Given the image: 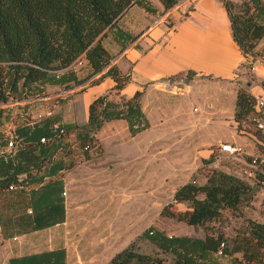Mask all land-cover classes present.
<instances>
[{
	"label": "crops",
	"instance_id": "crops-1",
	"mask_svg": "<svg viewBox=\"0 0 264 264\" xmlns=\"http://www.w3.org/2000/svg\"><path fill=\"white\" fill-rule=\"evenodd\" d=\"M150 3L153 11L134 4L119 20L115 31L137 34L123 49L119 48L122 39L117 42L114 35L104 39L107 49L115 54L111 64L129 75L123 89H112L114 81L107 76L94 85L89 84L97 74L66 90L45 85L40 93L15 100L12 103L17 104L15 108L9 106L14 120L2 122L0 129L34 125L48 117L63 124L81 125L88 119L89 103L98 95L107 93L109 100L120 102L140 90L147 126L131 134L124 118L106 121L95 133L102 147L101 155L82 161L83 156L73 155L79 157L78 164L52 175L59 180L61 193L37 200L35 208L29 189L12 191L11 201L0 203V238L17 240L16 249L22 252L10 254L8 259L64 247L67 262L69 239L79 237V248H86L88 254H98L93 264H104L153 225L161 215L162 198L168 187L174 192L186 182L200 166V159L207 158L212 151L211 146L227 142L250 144L235 128L236 94L243 84L251 93L259 90L264 64H258L255 72L249 70L251 60L233 40L222 1L179 0L165 12L159 0ZM256 50L257 55L264 53V36ZM78 60L72 66L80 76L77 65L85 66L86 61L83 57ZM225 83L230 88L227 98V89L222 85ZM96 87L91 100L88 92ZM5 140H0V149L5 147ZM40 154L41 146L23 145L16 140L15 153L0 158V175L18 169L21 173L32 171L28 188H36L51 177L49 173L55 168L50 162L35 168ZM169 156L177 159L172 169L151 172L149 159L165 157L167 161ZM53 157L56 161L62 156L57 152ZM126 190L134 192L125 194ZM140 191L147 193L141 195ZM3 192L9 191L3 189ZM120 198L144 203L143 209L135 211V218L125 224L119 222ZM3 206L9 207V213L2 212ZM44 236L47 245L26 250L29 239L38 241Z\"/></svg>",
	"mask_w": 264,
	"mask_h": 264
},
{
	"label": "trees",
	"instance_id": "trees-1",
	"mask_svg": "<svg viewBox=\"0 0 264 264\" xmlns=\"http://www.w3.org/2000/svg\"><path fill=\"white\" fill-rule=\"evenodd\" d=\"M159 1L163 6L162 12H165L179 0ZM221 1L228 14L233 40L247 59H253L258 54L256 46L264 36V0H241L240 3L234 0ZM134 4L146 11H153L150 0H0V103L8 102L10 98L19 100L33 96L40 93L45 85L66 90L97 74L98 77L90 80L91 84L107 76L114 81L112 89H123L129 82V75L123 74L117 65L111 64L115 54L107 49L104 39L111 33L115 41L122 39L119 48L123 49L137 36L119 29L115 31L121 17ZM100 34L102 36L96 40ZM81 57L86 61L87 72L78 76L72 64L79 62ZM141 94L140 90H136L132 97H123L120 102L109 100L107 93L98 95L89 103L88 119L81 125L63 124L48 117L34 125L14 126L13 132L18 142L41 146L40 160L35 168L49 162L55 168L49 173L51 177L36 188H28L33 177L32 171L21 173L18 169L0 175V189L8 190L10 183L17 182L18 176L25 174L26 177L21 179L25 187L16 190L29 189L33 208L37 200H47L61 193L57 186L59 180L53 179L52 175L73 165L75 157L69 149V134H74L83 158L87 159L91 158L88 150L94 144L97 146L95 133L106 121L124 118L131 134L143 130L147 124L141 110ZM253 102L252 93L239 87L234 110L236 129L240 128L244 119H250ZM6 108V113L10 115L11 109ZM12 121L6 120L8 123ZM256 132L264 141L262 133L258 130ZM41 137L48 138V141L41 142ZM0 140H5L1 133ZM261 150L264 151V144ZM57 152L62 157L54 161L53 156ZM213 159L211 154L203 162L210 163ZM248 165L256 172L255 183L219 168L209 170L204 175V181L197 183L196 173L201 169L198 168L187 182L174 191L172 199L162 206L160 214L190 225H203L219 218L226 208L241 211L242 207L252 201L258 188L262 187L261 180L264 178L263 163L252 164L251 155ZM38 195L40 199H36ZM179 206L185 207L180 209ZM149 231H144L142 235L163 251L171 253L175 264H215L216 254L229 255L232 264H264V222L249 220L231 239L221 233L193 237L166 235L160 231H152L150 234ZM7 262L67 264L66 250L64 247H56L26 253L12 256ZM105 264H164V259L157 254L139 251L133 240Z\"/></svg>",
	"mask_w": 264,
	"mask_h": 264
},
{
	"label": "rangeland",
	"instance_id": "rangeland-1",
	"mask_svg": "<svg viewBox=\"0 0 264 264\" xmlns=\"http://www.w3.org/2000/svg\"><path fill=\"white\" fill-rule=\"evenodd\" d=\"M234 1L237 3L241 2V0H234ZM109 35L112 34L109 33ZM77 68L80 76L86 74L87 68L84 65L78 64ZM187 74L190 75V72L188 71ZM88 83L91 84V81H89ZM222 85H224L227 89L226 90V98H227L228 96H230V92H229L230 88H228L227 83ZM241 87L249 91L245 84H243ZM95 91H97V87L95 88V90H89L88 92L91 100L94 98ZM13 102H15V99L10 98L8 102L0 103V119L2 121L14 120V116H13L14 113H11L10 115L6 113V109H7L6 107L9 106H11V108L16 107L17 104H12ZM237 131L238 133L245 135L248 139L247 143H250L249 145L237 144L240 145L242 149L245 150V152L238 155H230L228 153H221L219 151L220 144L218 146L216 145L211 146L210 149H212V151L209 152L208 156L206 157L208 158L212 154L214 157L213 161L210 163H204L203 159L205 158H201L199 164L200 166L197 167L196 170L193 172L194 174L198 170V168H201L200 171L196 173L195 180L197 183L203 182L205 179L204 175L213 168L225 169L227 171H230L236 174L237 176L246 179L250 183H255L257 181L256 172L253 171V169L248 165V163L250 162V156H251L250 152L252 151L255 152V150H260L264 144V141L262 140L261 135L258 132H256L254 125L252 124L249 118H246L241 122L240 128L237 129ZM68 137H69L68 140L70 142L69 149L72 152V154L82 157L83 152L81 150L79 143L75 139V136L72 137L68 136ZM94 145L88 150V154L90 157L91 156L93 157V155L95 157H99L101 155L100 153L102 151V147L99 145V142H96L97 145L96 147ZM97 152L100 155L98 154L97 156ZM80 159L82 161L85 158L82 157ZM80 159L79 157H75L72 166L78 164L77 160ZM98 159L99 158H95L93 160H98ZM149 161L151 162L149 167L151 169V172L156 174L159 173V169H161L162 171L167 169L168 170L172 169L173 163H176L177 159L176 158L173 159L172 156H169L167 158V161L165 157L151 158L149 159ZM191 175L187 178V181L191 178ZM15 192L13 191V193ZM132 192L134 191L126 190L124 193L129 194ZM172 192L173 189L171 187H168V189L166 190V196L162 198V202H164V204L172 199V195H173ZM145 193L147 192L140 191L141 195H144ZM11 194L12 191L3 192V190L0 189V203H4V202L9 203L12 198ZM155 200L153 201V206L157 202ZM143 205H144L143 202L138 203V201H136L135 199L122 201L120 198V215H119L120 224H125L128 221L133 220L135 218V211L141 208L143 209L144 208ZM179 207L180 209H183L185 206H179ZM8 208H9L8 206L7 207L3 206L2 212L5 214L9 213V210H7ZM249 220L264 222V186L258 188V190L253 196L252 201L247 206L242 207L241 211H233L231 209L226 208L222 211V214L219 218L208 221L203 225H190L176 218L160 215L159 217H157V220L153 222V225L146 228L145 231L152 230L154 232L157 231L163 232L166 235H179V236L188 235L193 237L195 236L204 237L206 233H211L213 235H215L216 233H221L225 238L231 239L238 233V231H240L246 226ZM142 234L143 232L140 234V236ZM44 239L45 236L38 239V241L32 238L29 239L30 246H28L26 250L28 249L37 250L41 247H44L45 245H47L45 244ZM133 240L135 243V247L139 251L149 252L152 254L159 255L164 259V264H175L174 257L171 253L163 251L161 248H159L157 245H155L153 242H151L148 238L144 237L143 235L140 238L136 237ZM79 241H80L79 237H71L69 239V243L67 246L69 250V257L67 260V264H93V262L98 260L96 256L98 254L86 253V251H84L86 248H79L78 246ZM8 242L11 243L10 246H8L7 244ZM16 243L17 240L15 239L3 240L0 238V264H8L7 259L10 254L15 255L22 252V249H16V245H15ZM5 248H7V251L5 250ZM214 257H215V262H214L215 264H232V260L229 255L216 254Z\"/></svg>",
	"mask_w": 264,
	"mask_h": 264
},
{
	"label": "built area",
	"instance_id": "built-area-1",
	"mask_svg": "<svg viewBox=\"0 0 264 264\" xmlns=\"http://www.w3.org/2000/svg\"><path fill=\"white\" fill-rule=\"evenodd\" d=\"M258 64H264V53H261L257 56H255L250 61L249 70L251 72L256 71V66ZM165 85H167V82H164ZM253 95V109L251 112L250 120L252 124L254 125V128L258 130L260 133H262L264 137V77L261 81L259 90L255 93H252ZM14 103V102H13ZM0 133L3 135V137L7 140V143L4 148L0 149V158L9 154L15 153V146H16V139L14 136L13 128L11 126L6 127V129H0ZM41 142L48 141V138L41 137ZM220 150L227 152L230 155H238L243 153V149L239 145H235L232 143H220ZM258 162H261L264 164V151H259L258 153H255L252 155V164H257ZM26 177L25 174L19 175L17 182H12L8 185V190H16L18 188L25 187L24 182L21 180L22 178ZM261 185L264 186V178L261 180ZM149 233H152V230L149 231Z\"/></svg>",
	"mask_w": 264,
	"mask_h": 264
},
{
	"label": "water",
	"instance_id": "water-1",
	"mask_svg": "<svg viewBox=\"0 0 264 264\" xmlns=\"http://www.w3.org/2000/svg\"><path fill=\"white\" fill-rule=\"evenodd\" d=\"M101 36H102V34H100V35L96 38V40H98Z\"/></svg>",
	"mask_w": 264,
	"mask_h": 264
}]
</instances>
